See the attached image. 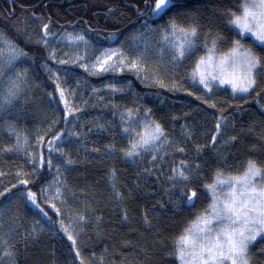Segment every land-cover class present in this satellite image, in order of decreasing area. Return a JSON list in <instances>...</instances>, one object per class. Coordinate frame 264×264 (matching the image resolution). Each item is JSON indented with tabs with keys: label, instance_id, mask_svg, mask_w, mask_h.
Returning a JSON list of instances; mask_svg holds the SVG:
<instances>
[{
	"label": "trees",
	"instance_id": "trees-1",
	"mask_svg": "<svg viewBox=\"0 0 264 264\" xmlns=\"http://www.w3.org/2000/svg\"><path fill=\"white\" fill-rule=\"evenodd\" d=\"M153 2L0 0V32L30 56L31 80L36 84L24 113L0 120V192L4 193L0 227L12 231L8 246L14 264H179V237L212 202L206 185L214 182L218 172L221 179L243 174L249 161L264 167V72L257 75L258 89L244 96L227 88L208 92L192 78L196 62L207 54L213 39L216 50L224 54L232 40L240 38L229 20L230 12L239 14L243 0H180L184 7L163 18L153 16ZM172 23L179 28L195 26L198 35L192 52L173 61V83L163 87L134 74L95 75L77 64H61L50 59L49 48L39 42L43 25L49 24L48 37L74 30L99 53L136 26L149 24L170 34ZM241 42L264 55L253 39ZM53 64L65 72L59 84L73 110L70 115L59 99L57 82L46 70ZM112 85L120 89H106ZM153 122L161 125L167 143L127 157L125 151L138 139L135 133L143 134L144 126ZM129 125L134 131L125 132ZM61 132V141L53 145L62 148L64 155L51 153V169L45 165L34 171L36 166L29 163L26 152L16 150L19 134L22 141L27 138L28 152L37 153L43 144L47 160L46 142ZM41 136L43 142L38 139ZM65 157L73 163L68 164ZM181 161L190 168V178L173 181L172 169ZM25 174L31 181L27 186L19 183ZM57 175L67 204L45 202V192L40 191ZM28 189L37 192L51 222L18 199ZM190 190L197 192L193 205L183 195ZM51 204L60 209L59 214ZM60 220L69 226L75 245L60 229ZM76 220L79 224L73 229ZM33 227L38 235L32 234ZM261 248L264 244L250 247V264H264Z\"/></svg>",
	"mask_w": 264,
	"mask_h": 264
},
{
	"label": "snow or ice",
	"instance_id": "snow-or-ice-1",
	"mask_svg": "<svg viewBox=\"0 0 264 264\" xmlns=\"http://www.w3.org/2000/svg\"><path fill=\"white\" fill-rule=\"evenodd\" d=\"M181 7H184V5L180 3V0H154L151 10L153 16L163 18ZM229 24L236 29V35L240 38L232 40L231 48L219 56L214 55L217 41L213 39L211 41L212 47L207 49L208 55L200 57L196 62L192 78L203 85L208 92L212 91L213 84H217L230 85L233 93L250 94L259 87L257 75L264 72V55H258L252 48L246 47L241 40L251 37L261 51L264 52V0H243L239 14L230 12ZM149 31L152 30L149 29ZM170 34L172 37L171 41H169L168 33H165L164 40L168 43V50L174 59H183L192 52L198 35L197 27L179 28L175 23H172L170 25ZM48 36L49 24H44L42 38L39 42L49 48V58L55 60V49L51 47ZM66 38L87 43L83 35L72 36L68 34ZM143 40L145 49H147V36H144ZM0 45H4L8 49L7 63L9 66L18 58L28 55L22 49H19L14 42L9 41L2 33H0ZM3 50L0 47V54L3 53ZM164 51V48L160 49L161 55H163ZM114 55H116L115 50H106L105 53H102L96 59V63L91 65V71L95 73L97 68L100 71L109 69L123 71L125 67L134 69L137 73L143 70L142 56H138L136 60L129 61L127 64L124 59H120L117 63L105 68V65H108ZM59 63L65 64L67 60L61 59ZM81 66L89 70L88 64H82ZM21 75L23 73H17V79L9 82V86L5 91V105H10L17 98L20 89V84L17 80ZM51 78L59 80V76L55 73ZM145 79H147V76H145ZM156 83L162 87L164 86L160 80H156ZM56 89L59 92V99L64 102L65 110L70 115L73 110L68 107L65 90L61 88L59 83L56 84ZM257 95H259V92H257ZM210 106L215 107V104ZM130 115L131 110H129ZM121 118L123 119L124 117L122 116ZM149 128L151 129L150 131ZM216 128L217 134H219L220 123H217ZM130 130L134 131L131 125H129V128L124 129L125 132H130ZM9 131H15L12 125H9ZM70 134L76 135V133ZM135 134L138 139L132 142L131 147L125 151L127 157L139 156L141 151H153L167 143L163 129L158 123L146 124L143 134L139 132ZM63 135V132L58 133L52 137V140L46 142L49 146L47 160H45L42 150L43 144H41V150L37 153L28 152L26 147L28 140L25 137L22 141L19 134H16L15 137L16 150L26 152L30 158L29 163L36 166L34 171L37 168H44L45 165L51 169L53 167L51 153L55 151L64 155L62 148L53 145V141H61ZM38 139L42 142L44 141L43 136ZM231 139L234 140L235 137ZM215 141L216 136L214 135L212 142L215 143ZM7 150L11 151V149ZM177 150L180 152L184 151L183 148H178ZM65 158L68 164L73 163L70 158ZM152 159L155 160L156 156L153 155ZM56 167L57 173H59V165ZM198 167L199 165H197ZM172 173L169 178L173 181L177 179L188 181L190 178V172L184 161H181L179 167H174ZM0 175H3V173H0ZM221 176L222 173L218 172L214 182L206 185L212 194V202L208 209L193 222L194 227L185 229L184 234L178 239L177 256L181 264H250V247L257 243L264 244V167L259 166L254 161H249L242 175L232 176L228 179H221ZM26 177L27 174L19 180L21 185L27 186L31 183ZM58 183V181H53L47 186L48 189H54V194L51 197L53 200L62 197V191ZM13 187H16V185H13ZM225 188H227L226 192L223 191ZM7 191L10 192L11 190L8 189ZM40 191L47 192L44 188H41ZM220 193L223 194L221 195ZM3 194L0 192V196ZM183 195L189 205L195 203L194 198L197 196L195 190L185 192ZM117 196H120V194L117 193ZM18 199H23L25 203L33 205L43 214V217H46L51 222V217L40 207L37 192L28 189L26 192H22ZM45 202H48L47 195ZM60 202L64 203L65 201L61 199ZM51 208L55 210L56 214L60 213V209L55 204H51ZM122 215L126 220V210ZM80 219L84 220L85 217L81 216ZM37 224H39V221H37ZM59 226L64 233L68 234V239L72 240L73 245H75V240L69 232V226L65 225L63 220L59 221ZM32 234L38 235L35 227L32 228ZM3 243L9 245L8 240H3ZM261 252H264V248H261ZM13 255L7 249L3 253L5 257H12ZM76 255H80L79 251L76 252ZM10 264H14V261H10Z\"/></svg>",
	"mask_w": 264,
	"mask_h": 264
},
{
	"label": "rangeland",
	"instance_id": "rangeland-1",
	"mask_svg": "<svg viewBox=\"0 0 264 264\" xmlns=\"http://www.w3.org/2000/svg\"><path fill=\"white\" fill-rule=\"evenodd\" d=\"M149 29H151L152 31H149ZM2 34L9 40V38L4 33ZM68 34H71L72 36L80 35L78 32L74 30L72 31L70 30V31H64L55 37H48L51 47L55 49V53H56L55 60L60 61L61 59H64L67 60V62L77 64L80 67H82L81 66L82 64H88L89 65L88 71L95 75H105V74L122 75L128 73V74L136 75L138 78L142 79V81L146 83L160 85L156 83V80H160L163 82V85L167 86L172 82V75L170 73L174 64L173 61L177 62L178 60L174 59L173 56L170 54V51L168 50V43L164 40L165 33H163L162 30L154 28L149 24L136 26L132 30H130L128 34H126L121 41L109 47H106L99 53H97L95 50H93L90 47L86 39L85 40L87 41V43H84L83 41H72L66 38ZM168 35H169V41H171L172 39L171 34ZM144 36H147V49H145V44L143 40ZM0 47L4 49L3 53L0 54V120H2L3 118L9 117L12 114L24 113V108L28 101V95H30L35 90L36 84L33 83L31 80L30 56L27 55L26 57H20L16 61H14L11 66H9L7 63L9 56L8 49L4 45H0ZM18 48L21 49L19 46ZM161 48L165 49L163 55H161L160 53ZM108 49L115 50L116 55H114L112 60L108 62V65H105V68H108L109 65H113L117 63L120 59H124L125 63L127 64L129 61L136 60L138 56H142L143 70L137 73L134 69H130L128 67H125L123 71H120L119 69L116 70L109 69L107 71H100V69L97 68L95 70V73H93L91 71V65L96 63V59L100 57L102 53H105V51ZM207 55L208 52L205 56ZM214 55L219 56L222 54L215 49ZM54 63L56 62L54 61ZM49 69H51V71H49ZM46 70L49 73L50 77H52L54 73L59 76V80L58 81L55 80L57 83H59L61 77L65 75L64 70L54 64L51 66H47ZM17 73H23V75H21L17 80V82L20 84L18 96L16 99L12 101L10 105H5L4 104L5 91L9 86V82L11 80L17 79ZM145 76H147V79H145ZM194 83L203 87V85L199 84L198 81H194ZM213 88H227L231 90L230 85L213 84L212 89ZM106 89L116 92L120 88L112 85V86H108ZM233 94L237 96L247 95L244 93H233ZM188 170L191 175V170L189 167ZM222 179H228V178H222ZM53 181L59 182L58 186L61 188L62 197L55 200L51 199L52 195L54 194V189H48V187H46L47 192L45 193V196L47 195L48 201L59 205L67 204V198L65 196V189L63 182L61 180V176L60 175L55 176V178L50 183H52ZM223 191L226 192L227 188H225ZM220 194L222 195L223 193ZM61 199L65 202L61 203L60 202ZM3 213L5 215V213H7V210L3 211ZM77 224H79V221L77 220L73 221L72 223L73 229L76 228L75 226ZM191 227H194V224ZM11 232L12 231H4V228L0 227V264H10V261H13L12 257L3 256V253L6 249L10 251L9 246L5 245L3 243V240H9L10 236L12 235ZM179 264H181L180 261Z\"/></svg>",
	"mask_w": 264,
	"mask_h": 264
}]
</instances>
